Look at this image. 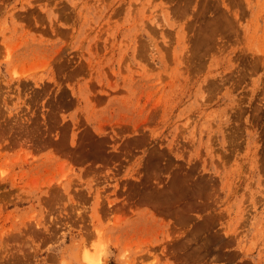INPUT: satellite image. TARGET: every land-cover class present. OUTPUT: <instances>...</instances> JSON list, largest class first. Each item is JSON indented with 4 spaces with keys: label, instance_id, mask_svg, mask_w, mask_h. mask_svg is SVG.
Here are the masks:
<instances>
[{
    "label": "rangeland",
    "instance_id": "rangeland-1",
    "mask_svg": "<svg viewBox=\"0 0 264 264\" xmlns=\"http://www.w3.org/2000/svg\"><path fill=\"white\" fill-rule=\"evenodd\" d=\"M0 264H264V0H0Z\"/></svg>",
    "mask_w": 264,
    "mask_h": 264
}]
</instances>
